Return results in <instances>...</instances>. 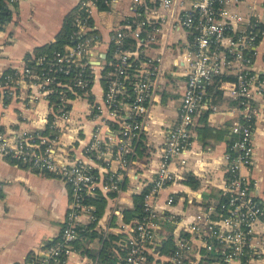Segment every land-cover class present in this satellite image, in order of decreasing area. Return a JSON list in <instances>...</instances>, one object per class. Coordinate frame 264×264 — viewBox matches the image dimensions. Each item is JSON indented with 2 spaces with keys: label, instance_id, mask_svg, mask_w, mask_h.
Masks as SVG:
<instances>
[{
  "label": "built area",
  "instance_id": "built-area-1",
  "mask_svg": "<svg viewBox=\"0 0 264 264\" xmlns=\"http://www.w3.org/2000/svg\"><path fill=\"white\" fill-rule=\"evenodd\" d=\"M17 1L7 2L11 7ZM111 1L103 0L108 6ZM232 1L237 0H131L132 17L125 18L112 35L111 56L105 62L104 102L95 108L118 121V140L101 139L96 132L84 150L87 156L104 163L119 162L121 170L109 172L104 179L103 186L111 189L118 187L122 170L128 167L145 130L150 100L160 74L154 63L143 64L139 49L153 35L151 30L157 28L156 22L167 23L169 29H181L190 35L185 50L187 78L179 115L167 131L156 176L143 191L144 212L128 225L126 235L118 242L124 253L117 264H255L260 255L254 239L258 225L264 226V204L253 195L254 182L242 169L250 168L254 158L253 97L262 78L252 70V65L264 28L259 27L261 22L256 17L244 19L234 14ZM149 2L154 6L150 7ZM94 3L99 6L98 0H82L73 11L74 43L65 44L52 55L35 56L37 64L31 65L27 59L21 68L0 76V112L26 84L57 95V100H51L54 109L49 119V126L58 131L56 136L34 132L19 136L10 145L0 131V156L11 157L39 171L57 173L70 187L69 210L60 233L45 244L43 252L32 255L29 264H66L67 257L76 250L75 241L81 236L82 217L96 218L95 205L87 197L99 193V173L83 157L70 160L55 148L60 134L57 121L69 118L71 98L87 90L93 81V61L99 53V38L91 19ZM142 7L147 11L141 19ZM152 17L158 20L153 21ZM129 43L132 48L127 46ZM227 68L236 72L234 93L241 114L232 125L235 139L229 142L226 153L228 162L222 191L226 199L221 198L216 206L203 207L185 226L188 233L179 235L174 249L161 254L160 229L176 218L159 211L154 200L176 175L171 165L186 162L185 153L191 146L197 115L206 105L208 85ZM59 72L65 76H59ZM173 199L170 195L168 203ZM195 237L203 240L202 249L195 245Z\"/></svg>",
  "mask_w": 264,
  "mask_h": 264
},
{
  "label": "crops",
  "instance_id": "crops-1",
  "mask_svg": "<svg viewBox=\"0 0 264 264\" xmlns=\"http://www.w3.org/2000/svg\"><path fill=\"white\" fill-rule=\"evenodd\" d=\"M81 1L18 0L12 5V18L0 29V76L9 68L24 66L36 47L55 41L66 16L73 13ZM130 4L131 0H112L108 8L95 3L91 6V19L99 38V53L93 61V81L87 90L71 98L69 118L57 121L60 134L55 141L56 150L67 159L76 156L89 162L99 173V192L107 201L98 218L82 217L81 225L89 226L94 222L98 235L87 238L83 247H76L66 264H101L100 250L109 233L118 236L112 241L110 252L120 259L123 253L118 242L136 218L128 219L125 211L134 208V196L145 191L155 178L167 131L179 115L187 78L185 50L190 35L181 29H169L167 23L156 22L157 28L151 30L153 35H147L149 38L138 51L144 65L150 62L160 69L145 130L128 167L122 170L118 187L103 186L109 172L121 170L119 162L104 163L87 156L84 150L96 132L101 139L118 140V121L98 112L95 105L104 102L105 62L110 54L112 35L125 18L132 17ZM149 6L154 5L149 2ZM230 7L234 14L244 19L256 17L264 25V0L232 1ZM146 11L141 8V19ZM152 20L158 18L152 17ZM149 31L150 26L146 33ZM131 43L127 46L132 48ZM252 70L264 77V34L257 44ZM236 86L233 68H227L209 83L206 105L197 115L191 146L185 153L186 162L171 165L176 175L154 200L159 211L171 213L176 218L160 229L162 248L167 241L175 245L179 235L188 233L185 226L196 214L210 204L216 206L222 198L232 125L241 114L234 93ZM50 96L38 86L26 84L8 101L0 112V131L8 144L13 145L21 135L49 126L54 109ZM253 102L256 107L254 158L251 167L242 171L254 182L253 195L264 204V78L255 88ZM0 184V264H29L31 256L43 252L45 244L60 233L69 210L70 187L61 175L33 169L8 156H0ZM170 195L174 196L172 203L167 201ZM257 229L254 243L260 255L255 264H264V226L259 224ZM202 241L195 237V245L201 249ZM86 248H91L96 255H90ZM162 248L160 253L168 254L165 252L169 250Z\"/></svg>",
  "mask_w": 264,
  "mask_h": 264
},
{
  "label": "trees",
  "instance_id": "trees-1",
  "mask_svg": "<svg viewBox=\"0 0 264 264\" xmlns=\"http://www.w3.org/2000/svg\"><path fill=\"white\" fill-rule=\"evenodd\" d=\"M7 1L8 0H0V29L4 28L6 26V24L12 18V10H11ZM98 1H99V3H98L99 7L108 8V5L105 4L103 2V0H98ZM73 15H74L73 13H70L66 16V18L64 20L63 27L61 28L60 32L58 33L55 41L49 42V43H46L44 45L36 47L34 49V53L28 55L29 56V58H28L29 64H31V65L37 64L35 61V56H37V55L44 54V53L52 55L55 50H62L64 48L65 44H67V43L72 44L75 42V39L72 38V34L74 31ZM259 27L264 28V25L262 23H259ZM112 47L113 46H111V50H110V54H109L108 58H110V56H111ZM12 70H13L12 68H9V69L5 70V72L7 73V72H10ZM58 74L61 77L65 76L62 72H59ZM260 77L264 78L263 76H260ZM50 97H51L52 101L57 100V95L55 93H52ZM37 132L42 133V134H49L51 137H54L58 134V131L56 129H53L50 126H48L44 130H39ZM234 139H235V135L232 136V138L229 140V142L234 141ZM192 178H193V175H191V179ZM144 194H145V192L140 193V194H136L134 196L135 200H136L134 208L128 209L125 211V216L128 219L140 217L143 214V212H144L143 211ZM225 199H226V197L223 196L221 200L224 201ZM87 200L95 205V210H94L95 216L97 218L99 216H101L103 211H104L105 204L107 202L105 196L99 192L97 195L88 196ZM94 225H95L94 222L89 226L81 225V231H80L81 236L79 239H77L75 241V246L77 248L83 247L85 245L84 242L87 238H89V237L92 238V237H95L96 235H98V232L94 229ZM117 237L118 236L114 235L113 233H109L107 235V237L104 239V243L102 245V248H101L100 254H99L101 257V264H117L118 263V259L116 257H114L110 252L111 246H113L112 241L114 239H116ZM166 245H167V247L165 248ZM161 248H162V246H161ZM162 249L163 250H173L174 245L172 246L171 242L167 241V242L163 243ZM86 250L89 252L90 255H93V256L96 255L95 252L93 250H91V248H86ZM122 253H124V252L122 251Z\"/></svg>",
  "mask_w": 264,
  "mask_h": 264
}]
</instances>
